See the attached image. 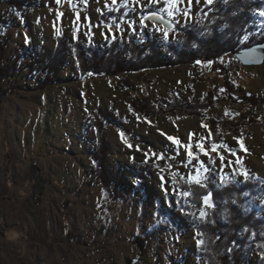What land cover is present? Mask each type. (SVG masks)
Segmentation results:
<instances>
[{
	"label": "rangeland",
	"instance_id": "rangeland-1",
	"mask_svg": "<svg viewBox=\"0 0 264 264\" xmlns=\"http://www.w3.org/2000/svg\"><path fill=\"white\" fill-rule=\"evenodd\" d=\"M121 3L39 0L23 17L12 15L6 0L0 2V11L12 19L4 33L9 41L6 61H18L22 50L31 45L39 52L22 58L17 77L8 81L7 96L0 104V264H205L197 224L205 218L201 211L207 215V209L192 216L189 196L179 192L176 176L186 179L201 169V162L208 169L213 161L221 181L243 182L241 173L246 170L264 187V63L247 67L224 60L238 92L235 96H255L259 105L256 116L249 118H244L246 106H231L220 99L205 112L221 123L218 128L227 139V147L209 155L196 148L198 142L211 148L212 125L207 118L170 112L169 104L176 106L178 100L191 104L205 99L208 91L221 98L229 87L213 63L199 64L197 69L185 65L84 80L74 76L72 56L62 71L63 78L72 80L36 88L42 75L32 74L29 63L43 64L41 57L51 58L59 36L71 44L81 41L101 47L115 32H138L144 24L156 31L157 39L170 40L178 27L195 23L206 5L204 0L191 4L183 0L169 16L163 0L157 4L128 0L133 20L113 30L100 16ZM159 5L163 7L148 16L145 24L142 12ZM261 27L264 31V22ZM125 81L130 89L117 86ZM132 98L146 99L153 117L138 119L131 109ZM99 109L118 123L108 130L109 177L116 178L118 167L137 172L130 179L124 169L126 187L116 200L92 171L95 162L90 150L97 145V132L91 118ZM169 136L179 139L181 146L168 140ZM241 142L247 151L241 149ZM184 143L192 145L194 157L187 155ZM152 153L164 158L156 159ZM33 164L41 169L40 180L34 178L38 171H33ZM208 173L201 170L200 175L208 177ZM263 204L256 202L259 208ZM260 261V253L251 251L249 264Z\"/></svg>",
	"mask_w": 264,
	"mask_h": 264
},
{
	"label": "trees",
	"instance_id": "trees-1",
	"mask_svg": "<svg viewBox=\"0 0 264 264\" xmlns=\"http://www.w3.org/2000/svg\"><path fill=\"white\" fill-rule=\"evenodd\" d=\"M6 1L12 15L23 17L28 9L39 3V0ZM123 1L124 4H117L113 8L104 10L100 16L101 21L113 30H116L118 24L133 20V11L125 3L128 0ZM162 7L159 5L145 9L142 12L144 23L148 22L145 21V17ZM261 10H264V0H214L212 4L205 5L195 23L178 27L175 38L170 40L157 39L156 31H152L144 24L138 32L129 34L125 31L115 32L114 37H108L101 47L85 46L81 41L71 44L66 37L59 36L56 38L57 49L53 56L49 59L41 57L43 64L32 60L29 67L30 70L32 69V74L42 75V78L37 80L36 88L48 89L61 81L74 78L62 76V71L70 63L72 56L76 60L74 76L84 80L94 77L114 78L125 74L142 75L151 70L185 65L195 68L205 62L213 63L224 85L229 87L226 91L224 90L221 98H219L220 95L208 91L203 100H194L191 104L178 100L176 106L169 104V111L176 110L186 115L207 118L212 125L210 127L211 144L227 146L225 134L218 128L221 123L205 116L204 113L215 106L220 99L219 101L231 106H246L249 110L245 112L244 118L248 115L256 116L254 112L259 105V100L255 96L245 95L244 92L242 95L235 96L234 93L238 92L233 88L230 70L224 60L228 58L229 61L235 60L238 66L243 65L237 57L239 51L264 42V31L261 27L264 17L259 15ZM11 25L12 19L7 18L6 14L0 11V104L7 96L8 81L17 77V65H20L22 58L30 56L31 53H39L37 48L31 45V49L22 50L23 54L18 57L17 62L15 60L7 62L5 51L9 41L4 33ZM117 86L124 90L130 89L126 81ZM131 101V109L138 119L153 117L152 109L146 99L132 98ZM242 115L243 113L240 116ZM92 116L91 121L97 132V145L90 150V155L95 162L92 171L105 190L113 192V200H116L121 196V190L126 187L123 178L124 169L130 179L132 176L135 178L137 172L124 167L120 170L118 167L116 178L109 177L106 168L111 154L108 130L109 127L116 126L118 123H115L103 109L95 110ZM134 165L138 169L146 168L141 164ZM208 166L206 188L190 185L180 176L175 178L181 194L185 191L192 193L188 199L192 216L204 207L207 209V215L197 224L202 240L201 257L205 264H249L251 251H257L261 255L259 264H264V216L262 215L264 204L260 208L256 206L258 200L264 202L262 181L254 176H248L243 182L221 181L213 161L208 163ZM32 167L35 173L36 170L38 171L34 176L35 180H40L41 169L36 164ZM208 193H211L209 199L212 207H207L203 202V197Z\"/></svg>",
	"mask_w": 264,
	"mask_h": 264
},
{
	"label": "snow or ice",
	"instance_id": "snow-or-ice-1",
	"mask_svg": "<svg viewBox=\"0 0 264 264\" xmlns=\"http://www.w3.org/2000/svg\"><path fill=\"white\" fill-rule=\"evenodd\" d=\"M56 2L57 3H60V0H56ZM111 2H112V4H115V3H117V0H111ZM160 2H161V0H149V3H151V4H157V3H160ZM181 2H183V0H163V4L165 6V10H167L169 16H173L175 14V10H176L177 6L179 5V3H181ZM204 2L206 4H212L213 3V0H204ZM187 3L188 4L193 3V0H187ZM195 3H200V0H195ZM152 15L155 16L156 14L155 13H152ZM185 15H186V13H185ZM259 15L262 16V17H264V10H261L259 12ZM147 18L148 17H145V19H147ZM161 19H162V17H161ZM163 35L165 37H167L168 36V32L165 31L163 33ZM245 39H247V37H245ZM221 91H223V89ZM225 114L227 115V112ZM203 126L204 127H207V125H203ZM209 135L210 136L212 135L211 131H209ZM123 136H124V133H121V137L122 138H123ZM167 138H168V140H170L173 144H175L177 146H181V144H182V142L179 139H177V138H174V137H171V136H169ZM125 142L127 143V141H125ZM128 147L131 148L132 145L131 144H128ZM183 147L185 148V150L187 152V155L189 157H194V152H193V149H192V145L191 144L184 143L183 144ZM224 147H227V146L226 145H218V144L213 143L211 145V148L209 149L203 143H199L198 142L196 144V148H198L205 155H209L210 152H219L220 148H224ZM240 147H241L242 150L247 151V149L244 147V145H243L242 142L240 143ZM137 150H139V146H137ZM227 150H228V152L231 155H236V153L231 148H228ZM148 155L149 154L147 152H145V156L148 157ZM152 155L155 156L156 159H163L164 158L162 156L157 155L156 153H152ZM220 159L223 162L224 156L221 155L220 156ZM145 162H147V161H145ZM237 163H239V157H237ZM201 170H203L205 173H207L209 171V169H207V168L204 167L203 162H201V169L196 170L195 173H190L186 179H187V181H188V183L190 185H196V186H199L201 188H206L207 187V184L205 183V181L208 179V177L207 176H203L202 177L200 175ZM241 175H243L245 177V179L248 178V173H247L246 170L244 172H242ZM191 194H192L191 191H185V192L182 193V195L185 196V197L186 196H189ZM210 196H211V193H208L207 195H205L203 197V202H204V204L207 207H212L213 206L212 203L210 202V199H209ZM201 216L202 217L206 216V212L202 210L201 211Z\"/></svg>",
	"mask_w": 264,
	"mask_h": 264
},
{
	"label": "water",
	"instance_id": "water-1",
	"mask_svg": "<svg viewBox=\"0 0 264 264\" xmlns=\"http://www.w3.org/2000/svg\"><path fill=\"white\" fill-rule=\"evenodd\" d=\"M237 57L244 66L262 65L264 63V42L241 49Z\"/></svg>",
	"mask_w": 264,
	"mask_h": 264
},
{
	"label": "bare ground",
	"instance_id": "bare-ground-1",
	"mask_svg": "<svg viewBox=\"0 0 264 264\" xmlns=\"http://www.w3.org/2000/svg\"><path fill=\"white\" fill-rule=\"evenodd\" d=\"M210 219V218H209Z\"/></svg>",
	"mask_w": 264,
	"mask_h": 264
}]
</instances>
